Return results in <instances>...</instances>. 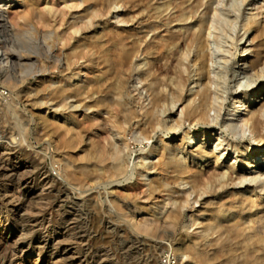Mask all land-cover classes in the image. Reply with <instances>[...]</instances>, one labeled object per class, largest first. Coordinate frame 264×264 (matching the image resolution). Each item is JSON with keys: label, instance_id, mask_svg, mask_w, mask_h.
I'll return each instance as SVG.
<instances>
[{"label": "bare ground", "instance_id": "bare-ground-1", "mask_svg": "<svg viewBox=\"0 0 264 264\" xmlns=\"http://www.w3.org/2000/svg\"><path fill=\"white\" fill-rule=\"evenodd\" d=\"M238 1V6L239 3L243 5L247 2V0ZM13 2L16 4L14 6L19 7L18 12L22 13L21 11L25 10V12L23 11L25 13L23 17L25 27L33 28L28 15L34 11L39 18L41 26L51 27L53 25L51 24L52 22H56V20L63 21L64 19V16H62L63 12L59 11L60 15L56 14V7L58 5L56 6L55 2H52L51 5L49 4L50 6L40 8L41 4L45 5L47 3L43 0H0V40L4 36V32H7L9 29L10 25L6 20L5 12L7 7H10V4ZM75 2L73 6L78 8L89 2H92L93 5H91L96 8H93V10L90 7L92 10L83 9L81 12H76L77 16H75V21L71 24V28L75 27L76 22L80 23V25L73 28L74 34L87 29L89 25L87 23L94 16L95 11L99 9H106V11H111L114 8L118 9L119 4L124 5L125 11L128 7H136L139 8L138 12H140V9L144 11V9L146 10L154 4L153 8H150V11H148L150 18L164 21L167 25L172 23L178 24L175 27L177 34L174 33L175 35L173 34L168 39L167 37H161V41H157L160 47H163L159 49L158 46L159 52L156 51L157 47L153 43L149 45L144 44V39L150 34L149 30L145 34L142 33V35L140 33L136 37V41L139 40V43L136 49H134L135 52L139 56L140 54L145 55V53L152 54L154 60L151 65L159 58L164 57L165 59L166 57L165 63H167V66L165 70L167 72L164 76L162 74L163 77L158 73L159 77L151 73L153 66L150 67L145 74L143 73L144 76H149V82L147 83L150 91L148 95L149 104L146 107H141L139 111L125 107L122 109L125 116L129 119L138 112L141 113L145 118V125H147V127L141 128L143 129V134H145L146 130L149 133L155 129V124L159 119L155 114V110H158L165 103L169 116L173 120V124L169 128L170 135H174L175 140L169 142V140L166 141V139L160 138L159 140L152 141L147 150L142 149L140 155L133 158L132 152L128 150L127 146H124V142L126 143V141L121 139L122 142H120L117 139L118 137L116 138L115 136L102 137V134L97 140L93 136L92 138L96 141L88 144V150L84 148L87 150L86 153L83 151L85 154L81 155L82 153L80 152L81 154L78 155L79 157L82 156L83 167L76 168L67 159L66 154L64 155L61 151H64V149H74L75 145L77 146L78 144L76 140L80 142L81 139L76 134L78 133L77 130L74 131V127L71 125V119L61 116L60 122H55L53 128L49 130L52 139L48 141V145H53L56 152H58L57 156L52 157V162L61 166V171L56 176L51 173L46 165L45 154H41L38 158L39 163H36L37 166H35L36 164L32 156L26 155L25 160L19 158V153L24 151L22 150L21 142L18 144V142L11 141V139H7L11 141L9 143L1 141L0 151L3 153L1 154L0 152V249L3 248V250L0 254V264H26L27 259L29 261V257H35L36 264L40 260L45 261L47 264H72V241L74 242L72 240L74 228L72 227V222L74 220L71 222L72 219L70 218L69 211L64 210V202L72 200L73 192H78V187L90 185V193L85 195L90 196V201L92 200L93 203V200H96V194L97 197L102 194L99 191L95 192L93 187L91 188L97 181L105 177H109L112 180H128L136 175V177H141L144 182L147 181L143 184H146L149 196L162 192L165 197L162 202L167 201L170 203L171 209L169 211H162L160 208L158 212L159 216L155 218L151 217V215L147 217L143 214H139L141 216H132L131 219L125 220L124 223L126 225H118L110 221L111 219L108 220L107 216H105L108 213L106 212L101 219L105 224L106 230L114 234H120L123 230H126L130 233L131 237H135L134 239L142 235H146L147 237L149 235L153 236V233L156 232L158 220L169 226H173L178 221L182 212L186 211L189 213V226L194 228V233L187 235L186 240L174 242L175 248L171 244L172 241L169 244V247L173 251L178 253L180 257H184L181 264H264V20L258 23L256 13L245 14L244 23L241 28L243 33L240 34V31L236 30V23L233 19V22L232 20H228L224 26L219 24L218 0H78ZM71 3L74 2L71 1ZM65 5L68 6L67 4ZM252 9L254 8L251 6L250 10L252 11ZM135 11H133V18ZM130 16H132V13ZM118 17L119 15L116 14L114 18ZM127 20H129V17ZM156 26H153L155 27L153 28L155 31L161 28H156ZM150 27L152 28V26ZM105 30L107 31L108 29L105 28ZM28 31H31V29ZM39 31L41 32V30ZM63 32L65 39H67L65 30ZM41 35L45 43L46 39L51 40L54 37V31L49 30ZM61 38L63 39V36ZM88 39H91V37ZM125 39V36H121L120 52L121 54L123 53L122 55L128 57L127 55L130 56V54L126 47L128 43L127 45L124 43ZM211 41L216 43L220 41L224 44L219 47L222 52L220 61L224 66V72L218 70L217 67L213 68V58L210 51ZM47 42V47H51ZM131 42L133 41L131 40ZM92 43L94 44V42ZM50 44L53 45L54 43ZM78 46L80 44L74 47L80 48ZM94 46H96L98 54L108 53L109 49L104 48L100 39L97 40L96 45H92V48ZM51 48H47L49 55L54 53L51 51L53 50ZM72 50L74 49L72 48ZM64 52L69 53L68 55L66 54L67 56H64L65 58H69L70 51L67 52L65 50ZM58 53L61 55L62 52L60 53L59 50ZM236 53H239L242 60L236 61L238 58H236ZM55 56L57 55L55 54ZM31 58V56L25 58L19 53L9 55L0 49V76H4L9 85L16 88V81H11V63L12 65L15 63L23 67L24 70L33 71L35 69H33ZM240 62H244L247 65V69L250 71V75H252L250 77L253 80L251 81L254 83V86H251L249 90L240 89L239 81L237 82L238 76L244 74L242 65L239 64ZM82 69L81 74L77 75L78 77L86 74L85 72L82 73ZM240 71L241 74H239ZM118 72L116 73L115 71L116 74ZM169 72L170 74H168ZM78 77L75 76L73 79L76 81ZM116 77V80L112 81L113 84L111 82L109 84L114 89L119 88L121 90L123 81L120 76L116 75ZM105 81L99 78V76L91 75V77L85 80L84 84L75 83L71 85V82V84H54L53 88L47 86L48 89L45 88V91H47L48 100L54 102L55 105L59 103L57 105L60 106L61 102L64 103L67 98L73 95L80 102L85 100L88 108L98 109L107 103V99L109 100L110 98V102L112 99L114 100L112 98L113 95L107 99L104 97L105 94L103 96H93V88L100 90L99 88L103 86ZM51 84L53 85V83ZM224 85L234 88L226 96L222 95ZM40 90L41 92L44 91ZM102 93H104L103 90ZM112 93L114 94V92ZM85 94H87L86 98L83 97ZM115 94L119 95L116 91ZM7 98L0 93V107L6 108L10 105V101H13ZM45 99L47 98L45 97ZM227 99L231 100L232 114L224 112L226 106L224 102ZM122 104L123 102H121ZM211 112H213V115H211ZM228 115L231 117L227 118ZM56 116L57 114L55 113L51 121ZM90 119L92 121V118ZM48 121V119L44 120L45 127L50 125ZM86 123L88 122H84V124ZM186 123L188 124L187 127L184 126ZM201 127L203 128L202 130H200ZM232 127H234V131L230 130ZM78 129H81V127ZM216 129L219 131L218 133L214 132ZM196 130L200 131L195 132ZM106 133L108 135V132ZM90 137H88L89 140ZM148 137L147 135H143V138L146 140L150 138ZM3 138H6V135ZM150 172L157 173V175L153 178H147ZM81 193H84V191L79 192L80 198L85 196ZM193 204H198V208H195ZM94 207L97 209L96 206ZM101 207L103 206L101 205ZM157 207L158 204L155 202L153 209ZM100 209L102 210V208ZM116 214L118 213L116 212ZM130 247L128 245V248ZM155 250L152 247L148 254H146V259H152L153 261L156 253ZM224 252L230 253L231 257L228 258L227 256V259L222 258L221 254ZM114 253L110 259L107 257L110 260L108 264H118L119 261L114 262L117 259ZM82 259H80L78 264L87 261L86 258Z\"/></svg>", "mask_w": 264, "mask_h": 264}, {"label": "rangeland", "instance_id": "rangeland-1", "mask_svg": "<svg viewBox=\"0 0 264 264\" xmlns=\"http://www.w3.org/2000/svg\"><path fill=\"white\" fill-rule=\"evenodd\" d=\"M43 1H45L47 4H45V5L41 4L40 8L50 6L52 4V2H55L56 6L58 5L56 7V14L60 15L59 11L61 13L63 12L62 13L63 14L62 16H64L63 21H61V20L57 21L56 20V22L51 23V24H53L51 27H49V26L47 27L43 24H42L43 26H41V23H39V18L36 15V12L34 11V12H32L33 14L31 13L30 15H28L29 19L31 20V22L33 24L32 25L33 28H29L27 26L25 27V24L23 23L24 22L23 17L25 15V13H24L25 10H23L24 12L21 11L22 13L18 12L19 7L14 6V5H16L14 2L10 4L11 5L10 7H7V10L5 12L6 20L8 21V24L10 26H9L8 31L4 32V36L0 40V49L5 51L9 55H14L16 53H19V54H22V56H24L25 58L27 56H31L32 57L31 62L33 64V69H35V70H33V71L24 70L23 67L15 64V63L12 65V63H11V66H10L11 67L10 72H11V76H12L11 81H16V85H17L16 88H14L13 86H10L9 83L6 81L4 76H2V75L0 76L1 86L4 89L6 88L5 90L7 91V95L5 97H8L7 98L8 100H13V101H10V105L7 106L6 108L0 107V128H1L0 129V135H1L0 136V142L2 141L3 143H6V142L9 143L11 141H14L16 143L18 142V144L21 142L22 143L21 144L22 150H24V151H21L19 153V155H18L19 158L25 160L27 157L26 155H30V156H32L33 161H35L34 162L35 164L39 163L38 158L41 156V154H45L46 155V165L48 166V168L50 169L51 173L54 176H56L57 173L61 171V166H60V164H57V163L54 164L52 162V157L57 156L58 152H56V149L53 145H48V141H50V139H52V137L50 136L49 130L51 128H53L55 122L56 123L60 122L61 116H64L65 118L71 119V121H72L71 125L74 127V131L77 130L78 133H76V134L81 139L80 140L81 143L78 140H76V142L79 145L78 144H77V146L75 145L74 149L73 148H71V150L70 149H64V151H61L64 155L66 154L65 156L67 157V159L76 168L83 167L81 155L85 154L86 151L88 150V144L90 142L96 141V140H94V138L98 140L99 136H101V134H102V137L103 136L104 137H111V136L114 137L115 136L116 138L118 137L117 139L120 140V142H122L121 139L123 141H126V143L124 142V144H125L124 146H127L128 150H130L132 152L133 158L138 157L140 155L142 149L147 150L150 147L152 141L159 140L161 138L163 140L166 139V141L169 140V142H173L175 140V136L170 135V130H169L170 126L173 124V120H171V117L169 116V112L166 109L167 107H166L165 103H163L164 105L162 104V107L160 106L158 108V110L157 109L155 110V114L159 118L155 124V129L153 131H150L149 133L146 130V133L144 132L145 134H143V129H141V128L142 127L145 128V127H147V125H145L146 121H145V118L141 115V113L138 112L136 115H134L132 118L129 119L125 116L122 109L125 107V108H130V109H137V111H139L141 107H146L147 104H149V102H148L149 96L148 95H149L150 91L148 89V84H147L149 82V76H146V75L144 76V74L146 73L147 70H149L150 67L153 66V68H152L153 70L151 69V71H152L151 73H153V75H157L159 73V75L161 77H163L164 74L167 72L165 70V68L167 66V63H165L166 57H165V59H164V57L163 58L161 57L158 60L154 61L157 64V66H156L155 63H153L151 65L152 61L154 60L152 57V54H146L145 53V55L140 54V56H139L135 52L134 49H136V47L138 46V43H139L138 42L139 40L136 41V39H137L136 37H138L140 33L145 34V32H148V30H149L150 34L146 39H144V41H145L144 44L149 45L150 43H153L154 46L157 47L156 51L159 52L158 46H159V49L163 48V47L161 48L160 44L158 43L159 41H161L160 38L161 37L162 38L167 37V39L171 38V36L177 32L175 30V27L178 24L172 23V24L167 25V24H165L164 21L154 20L152 17L150 18L149 17L150 13L148 11H150V8H153L154 4H152L150 8H147L146 10L144 9V11L142 9H140V12L137 11V10H139V8H136V7L135 8L128 7L125 11L124 5L119 4L120 6L117 7L118 9L114 8L111 11H108V10L106 11V9H104V10L99 9V10L95 11L94 16H92L89 23H87V24H89L87 29L85 31L83 30L82 32H78V33L74 34L73 28L80 25V23L76 22L77 25L75 24V27L71 28V24H73V22L75 21V16H77V13L79 11L81 12L83 9L92 10L93 8H96L95 6H92L93 5L92 2L91 3L89 2V3L82 5L78 8V7L73 6L76 3L75 1H78V0H69V1L68 0L67 1L66 0H43ZM71 1L74 3H71ZM238 2H239L238 0H234V1H232V0H218L217 10L219 9L218 12L220 13L219 14V18H220L219 24L221 26H224V24H226L228 22V20L231 21L233 19L234 22L236 23V30L238 32L240 31L239 33L241 34V33H243L241 28H242V25L244 23V15L245 14L250 15L251 13H256L257 14L256 19H258V23L262 22L264 20V0H247V2L244 3L243 5H241L239 3V6L237 4ZM65 4H67L68 6H66ZM59 5L61 7L60 10H59V8H60ZM251 6L254 8V9H252V11L250 10ZM90 7H92V9ZM140 8H142V7H140ZM133 11L136 12V13L134 12V18H133ZM131 13H132V16H130ZM146 13H148V14H146ZM116 14L119 15L118 18H114ZM127 16L129 17V20H133V19L134 20L133 21L127 20L128 19ZM32 18H33V20H32ZM68 18L70 19L69 21H68ZM72 18H74V19L72 20ZM148 18H150V19H148ZM229 18H231V19H229ZM21 19H23V20H21ZM147 19H148V21H147ZM118 20H119V22H118ZM222 20L224 21V23ZM233 20H232V22H233ZM37 21L39 24L37 23ZM127 23H129V24H127ZM22 24L24 25V27ZM154 25L155 26L157 25L156 28L157 27L158 28L161 27V28L155 31L153 29V28H155V27H153ZM150 26H152V28ZM105 28H107L108 30L106 31ZM30 29H31V31H28ZM152 29H153V31H152ZM39 30H41V32ZM49 30L54 31V37H53L54 40H53V38L51 40L46 39V41L44 43L43 38H41V36H42L41 34L47 32ZM64 30H65V34L67 36V39H65V35L63 34ZM110 31H113V32H110ZM120 31H123L124 33L123 32L120 33ZM59 32H60V34H59ZM6 35H8V36H6ZM9 36H11V37L9 38ZM62 36H63V39L61 38ZM92 36H94V37H92ZM121 36L126 37V39L124 40V43H126L125 45H127V43L129 45V46L128 45L126 46L127 50H129L128 53L130 54V56L127 55L128 57L122 55L123 53L121 54V52H120L121 51ZM90 37H91V39H88ZM95 37H96V39H95ZM116 37H118V39H116ZM129 37H131V38H129ZM153 38H155V39H153ZM98 39L101 40L104 48H106L107 50L108 49L110 50V51L108 50L107 54L106 53L98 54V51H96V46H94L92 48V45L97 44ZM131 40L133 42H131ZM46 42H47V44H49V46L54 47V48L47 47L48 45H46ZM88 42H90V43H88ZM92 42H94V44ZM219 42L216 43L214 41H211L210 46L212 48L210 47V51H211L212 58H213L212 59L213 60V68L217 67L218 70H221L224 72V70H225L224 66H223L222 62L220 61V57L222 55V52L220 51V48H219L220 45H224V44H223V42H220V44H219ZM50 43H54V44L52 45ZM79 44H80V46H78V47H80V48H76L77 45H79ZM109 45H111V46H109ZM74 46H76V47H74ZM82 46H84V47L82 48ZM47 48L53 49V50H51V49L50 50L54 52V53L52 52L54 55L53 54L49 55L47 53V50H48ZM72 48L74 50H72ZM69 49H71V50H69ZM59 50H60V53L62 52L61 55L58 53ZM65 50L67 52L70 51L69 58L64 57V56H67L69 54V53L67 54L66 52H64ZM130 50H132L131 51L132 54L130 53ZM81 51H82V54H81ZM133 52H135V53L133 54ZM63 53H65V54H63ZM55 54L57 56H60V57L55 56ZM78 54H81V55H78ZM236 58H237L236 61L242 60L241 56H239V53H236ZM148 60H150V61H148ZM23 62H25V61H23ZM139 63L141 64V66ZM98 64H99V66H98ZM110 64L113 65L114 67L111 66ZM154 64H155V66H154ZM239 64L242 65V70L244 71V74L239 75V74H241V71L239 72L237 82L239 81L238 84L240 85V89L249 90L251 88V86L252 87L254 86V83L252 82L253 80L250 77L252 75H250L251 73L247 69V65H245L244 62H240ZM129 65H130V67H129ZM142 65H144V66H142ZM103 66H105V67H103ZM135 66H137V67H135ZM139 66H140V68H138ZM102 67H103V69H102ZM141 67H143V68H141ZM81 68H83L82 73L85 72L86 74L78 77L77 75L81 74ZM113 68H116V69H113ZM65 69H66V71H65ZM93 70L96 72L94 73ZM114 70L116 71V73L118 71H120V72H118V74H116ZM113 71L115 74L113 73ZM121 73H122V75H121ZM108 74L110 75V77ZM139 74H141V75H139ZM162 74H163V76H162ZM168 74H170V72ZM91 75L92 76H99V78H102L104 81L106 79V81L103 83V86H101L99 88L100 90L97 89L98 90L97 91L95 88H93L94 89V91H92L93 96H97V95L103 96L105 94L104 97H105V99H107L113 95L112 98H114V100L111 98L112 100L110 102V98H109V100L107 99V103L98 109L97 108H88V104H87V102H85V100L80 102V100L77 97L74 98L73 95H71L70 98L66 99L67 102H66V100L64 101V103L61 102L60 106L57 105L59 103H57L55 105L54 102H52V101L50 102V100H48V97L46 95L47 91H45L46 89H48V87L53 88V86H55L56 84H64V83L65 84H68V83L71 84L72 83L71 85H74L75 83L84 84L85 80L88 79L89 77H91ZM116 75L120 76L122 81H123L122 87L120 88L121 90H119V88L114 89L113 87H111L112 85H110L111 83L113 84V82L116 80V78H117ZM159 75H157V76H159ZM75 76L78 77V80H76V81L73 79V78H75ZM142 76H144V77H142ZM143 78H145V79H143ZM58 80L59 81L61 80L60 82H62V83H60ZM143 80H146V81H143ZM50 82L53 83V85ZM56 82H58V83H56ZM108 86L110 89L108 88ZM39 87H40V89H42L44 91L41 92ZM190 87H191V85H190ZM111 89H113V90H111ZM223 89H224L223 90L224 92L222 93V95L226 96L227 93L229 91L233 90L234 88H231V87H228L227 85H224ZM102 90L104 93H102ZM95 91H96V93H95ZM115 91L118 92L119 95H116L117 93L115 94ZM147 91H148V93H147ZM112 92H114L115 95ZM28 94H30V95H28ZM86 95L87 94H85L83 97H85ZM41 96L42 97L45 96L47 99H45V97L42 98ZM46 100H48V101H46ZM76 102H79V103H76ZM121 102H123L122 105H121ZM110 103H112V104H110ZM224 103L226 104L224 112L232 114L231 100L227 99V101H225ZM107 105H110V106H107ZM69 106H70V108H69ZM121 106H123V107H121ZM104 109H106L105 112H104ZM106 111H107V113H106ZM55 113L57 114V116H56L57 119L53 118L54 120L51 121L52 117H54ZM211 113H212L211 115H213V112H211ZM106 114H108V115H106ZM102 117H103V119H102ZM230 117H231L230 115L227 116V118H230ZM90 118H92L93 122L90 121L91 120ZM98 118L100 120H103V121H101V122H103V124H101V122ZM45 119L49 120L48 124H50V125H48V127L44 126V120ZM86 121L88 123L84 124V122H86ZM104 123L106 126L104 125ZM141 123H143V124H141ZM82 125H83V127H82ZM140 125H141V127H140ZM184 126L187 127L188 124L186 123ZM77 127L78 128L81 127V129H78ZM202 129L203 128L201 127L200 130H202ZM82 130H84V131H82ZM200 130H196L195 132H198ZM230 130L234 131V127H232ZM7 132H9V133H7ZM106 132H108V135L109 134L110 135L108 136ZM214 132L218 133L219 131L216 129ZM7 134H9V135H7ZM142 134L147 135V137L149 136L150 138L148 137L149 139L146 140L143 138ZM5 135H6V138H3V137H5ZM93 136H94V138H92ZM88 137H90V140ZM7 139H11V141L10 140L8 141ZM91 139H93V140L91 141ZM85 146H87V147H85ZM29 147H31V148H29ZM79 148H80V150H79ZM84 148L87 150H85ZM31 151H32V153H31ZM0 152H1V154L3 153L2 151H0ZM1 154H0V157H1ZM79 154H81L80 155L81 157L78 156ZM70 156H72V158H70ZM33 157H36V158H33ZM78 157H79V159L80 158L81 159L80 160L77 159ZM230 157H231V155H230ZM75 159H77V160H75ZM36 160H37V162H36ZM35 166H37V164ZM156 175H157V173L150 172L148 174L147 178H153ZM136 176H133L132 178H130L128 180L118 179L119 180L118 181V180H112L109 177H105V178H102L100 181H97L96 182L97 184L95 183L96 185L93 184L91 186V188L93 187V190L95 192L99 191L100 193H102V194H100L99 197H97V194L95 193L96 194L95 198H96L97 202H96V200L95 201L93 200V203H92V200L90 201L91 197L86 196L88 193H90V191H89L90 185H85L84 187H78V192H73L72 200H68V201L64 202V204H63L64 210L69 211L70 218L72 219L71 222L74 220L72 222V227H74L73 231H72V240H74V242L71 240L72 241V248H73L72 249L73 250L72 251V258H73L72 264H78L80 259H82V258L83 259L86 258L87 261L81 262L80 264H88L89 262H90L89 264H99V263L108 264V263H110L109 259L111 258V256H113L112 254L114 252H115L114 255L117 256V259H115L114 262L119 261L120 263L118 262V264H161L160 258L166 252L172 253L173 256L175 257L176 261H177V264H181L182 258L184 259V257H180L178 253L173 251L171 249V247H169V244L172 241L171 244L173 245V248H175L176 245L174 244V242H181L183 240H186L187 235H192L194 233V230H193L194 228L189 226V222H190L189 213L186 211L182 212V214L179 216L178 221L173 226H169L166 223H162L161 220H158L156 223V227H157L155 230L156 232L153 233V236L149 235L147 237L146 235H144L145 236L144 237L142 235L143 237L138 236L139 238L137 237L136 239H134L135 237H131L130 233L126 230H123L120 234H114L113 232L106 230L105 224L101 220L102 216L106 212H108L105 215V216H107L108 220L111 219L110 221H113L114 223H116L118 225H126V223H124L125 220L131 219L132 216H141L139 214H143L147 217H149L151 215V217L155 218V217L159 216L158 212L160 210L169 211L171 209L170 203H168L167 201L162 202V200L165 199L162 192L157 193V194H153L152 196L151 195L149 196V191L147 190V186H146V184H143V183H146L147 181L144 182L141 177H139V176L136 177ZM94 186H96V187H94ZM88 187H89V189H88ZM181 187H184V186H181ZM87 190H88V192H87ZM80 191H82V192L84 191V193H81V194H83V196L86 194L85 195L86 197L84 196V197L80 198L79 197ZM103 192H105V193H103ZM95 194H93V195L95 196ZM105 194H106V198H105ZM76 196H78V197H76ZM83 198L84 199L87 198L88 200L86 199L83 202V200H84ZM74 200H75V202H74ZM88 202H90V203H88ZM105 202H106V204H105ZM155 202L158 204V207L153 209ZM91 204L92 205L95 204V205L92 206ZM99 204H101L103 207H101V205H99ZM193 205H195V204H193ZM94 206H96L97 209ZM198 206L199 205L196 204L195 208H198ZM109 207H111L112 209ZM100 208H102V210ZM98 209L101 210L102 212L101 211L99 212ZM91 210H92V212H91ZM97 210H98V212H97ZM116 212L119 215L116 214ZM122 218H125V219H122ZM165 225H168V226H165ZM167 230H168V232H167ZM192 230H193V232H192ZM122 234H124V235H122ZM73 235H74V237H73ZM81 235L82 236L85 235V236L82 237ZM81 241H83V242H81ZM128 245H129V247L130 246H132V247L128 248ZM150 245H151V247H150ZM77 247H78V249H77ZM152 247L156 249L155 250L156 253L153 257V261H152V259H149V260L146 259L147 258L146 254H148L149 250ZM79 248H80V250H79ZM2 250H3V248L0 249V254L2 253ZM226 253L227 252L222 253L221 257L224 259H227V256H228V258L231 257L230 253H227V254ZM84 254H86V255L84 256ZM107 257L109 259H107ZM26 264H36L35 257H29V261L27 259ZM37 264H47V263L43 260H40Z\"/></svg>", "mask_w": 264, "mask_h": 264}, {"label": "built area", "instance_id": "built-area-1", "mask_svg": "<svg viewBox=\"0 0 264 264\" xmlns=\"http://www.w3.org/2000/svg\"><path fill=\"white\" fill-rule=\"evenodd\" d=\"M0 93L4 96L7 95V91L0 85ZM161 264H177V261L172 253L166 252L160 258Z\"/></svg>", "mask_w": 264, "mask_h": 264}]
</instances>
